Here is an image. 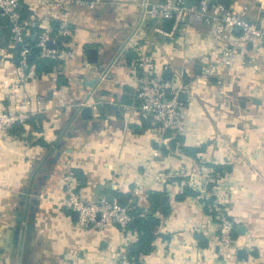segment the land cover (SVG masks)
Masks as SVG:
<instances>
[{
    "label": "crops",
    "instance_id": "0c3cea01",
    "mask_svg": "<svg viewBox=\"0 0 264 264\" xmlns=\"http://www.w3.org/2000/svg\"><path fill=\"white\" fill-rule=\"evenodd\" d=\"M82 1L65 17L72 37L52 42L72 57L48 74L30 67L26 78L19 77L8 33L0 38V111L15 112L29 102L31 114L0 134V264H118L119 254L136 241L134 231L122 233L115 225L75 228L73 212L57 207L69 170L85 177L77 191L84 202L123 194L146 208L149 191L166 193L170 211L158 213L153 248L139 264H264V39L243 48L232 66L202 79L201 68L222 48L207 26L165 38L153 32L158 22L147 13L163 0ZM227 1L264 27V4ZM23 3L31 27L59 23L38 0ZM37 32L30 29L31 37ZM143 57L161 72L168 91L188 92L179 93L180 135H159L151 118L139 116L134 70ZM181 147L201 151L188 156ZM192 167L213 169L215 181L226 177L233 186L225 213L235 237L249 248L227 262L206 252L216 241L208 214L191 195L177 199Z\"/></svg>",
    "mask_w": 264,
    "mask_h": 264
},
{
    "label": "built area",
    "instance_id": "2783aa9c",
    "mask_svg": "<svg viewBox=\"0 0 264 264\" xmlns=\"http://www.w3.org/2000/svg\"><path fill=\"white\" fill-rule=\"evenodd\" d=\"M49 12H55L59 23L55 32L51 22L35 33V49L39 58L48 60H67L72 57L71 52H64L55 47H48L55 39H70L72 30L65 21L66 15L73 7L84 5L82 0H38ZM227 0H163L156 5H150L147 13L155 22L153 32L165 38L175 35L183 36L194 25H204L209 28L210 35L219 44L220 50L212 54L213 61L203 66L200 77L208 79L214 76L222 67H230L235 58L249 43L264 39V27L248 21L242 13L236 11ZM192 2L191 5H187ZM263 6L264 0H257ZM23 0H0V31L8 29L11 46L15 51V64L18 76L26 78L30 70L28 57L31 47L28 38L31 37L30 27L21 20L20 9ZM93 8L92 2L88 3ZM170 23L166 28L164 24ZM237 32V35H235ZM150 60V59H149ZM147 58L139 59L135 64L137 108L141 119H152L151 126L159 135L165 132L182 134L183 116L178 95L184 89L168 91V85L161 72ZM184 92L188 93L186 90ZM31 117L29 102H22L17 111H0V134L24 124ZM201 168V167H200ZM192 167L188 172L185 187L191 190L192 197L206 210L216 232V241L207 249L210 258L222 257L226 262L238 250L248 249L249 244L234 235V223L226 215L224 203L230 195L233 186L228 185L226 177H218L215 181V171ZM152 171L151 164L145 167L144 176L148 177ZM78 182L74 172L69 170L63 178L64 200L57 203L59 209L76 212L75 228L84 232L88 229L102 230L107 225H115L122 233H129L131 222L129 205H121L113 199L108 202L101 197L93 202H84L78 196L76 188ZM140 187H135L134 195L140 194ZM214 213V216L211 214ZM118 264H134L126 253H120Z\"/></svg>",
    "mask_w": 264,
    "mask_h": 264
},
{
    "label": "trees",
    "instance_id": "16d2710c",
    "mask_svg": "<svg viewBox=\"0 0 264 264\" xmlns=\"http://www.w3.org/2000/svg\"><path fill=\"white\" fill-rule=\"evenodd\" d=\"M19 1L22 2V0ZM226 2L228 3V1ZM20 16L21 20L25 24H27L32 31H39L38 28L31 27L29 22V12H27L23 6L20 9ZM51 25L53 31L55 32L57 24L52 23ZM167 25L170 26V23H167ZM7 33L8 29L5 27L0 31V38ZM27 42L31 47V53L28 57V63L30 67L34 68V73L36 75H41L52 72L55 66L58 65L59 60L39 58L38 50L33 48L35 40H33L32 37H29ZM30 118L28 120H30ZM41 144L46 146V144L44 143ZM181 150L188 156H195L198 152L201 151L200 148L192 149L188 147H181ZM73 172L76 180L78 181V186L76 188V191H78L80 188L84 187L85 177L79 170H75ZM186 195L192 196L194 195V193L191 190L184 188V192L177 199L180 200ZM115 199L119 204L129 205L130 207L129 214L131 217V222L129 225V230L135 232L137 239L127 250L126 255L134 262V264H139V257L141 255L148 254L153 248V241L157 236L156 229L159 226L161 219L159 218L158 213H161L162 217H165L170 211L168 197L166 196V193H164V191H149L147 193L148 207L146 208H141L136 203H132L133 198L129 195L115 194ZM204 212L208 213L206 210H204ZM211 215L214 216V213H212Z\"/></svg>",
    "mask_w": 264,
    "mask_h": 264
},
{
    "label": "water",
    "instance_id": "95a60500",
    "mask_svg": "<svg viewBox=\"0 0 264 264\" xmlns=\"http://www.w3.org/2000/svg\"><path fill=\"white\" fill-rule=\"evenodd\" d=\"M191 3L192 2H188L187 5L188 6L191 5ZM32 39L35 40V36H33ZM48 47H52V43L51 42L48 43ZM93 62H94V59H93ZM181 96L183 97L184 95L183 94L182 95L179 94L178 95V99ZM85 111H87V109H85ZM82 115H84V113H82ZM21 199H25L24 196H21ZM106 199H107L108 202H112L113 201V196H108ZM32 204H36V200H33ZM31 210H32V207H31ZM73 216H74V219H77V213L76 212H73ZM20 223H21V221H20V219H18L16 221L15 237H17V235H18ZM242 232H243V228H238V233L242 234ZM239 253H241V252H239Z\"/></svg>",
    "mask_w": 264,
    "mask_h": 264
}]
</instances>
